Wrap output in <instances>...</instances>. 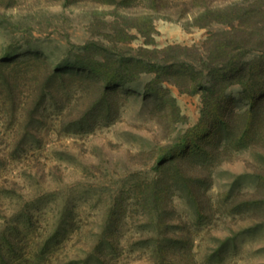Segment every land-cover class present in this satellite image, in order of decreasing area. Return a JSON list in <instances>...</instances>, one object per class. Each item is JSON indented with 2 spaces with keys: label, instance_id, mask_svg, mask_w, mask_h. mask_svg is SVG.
Wrapping results in <instances>:
<instances>
[{
  "label": "rangeland",
  "instance_id": "obj_1",
  "mask_svg": "<svg viewBox=\"0 0 264 264\" xmlns=\"http://www.w3.org/2000/svg\"><path fill=\"white\" fill-rule=\"evenodd\" d=\"M210 2L223 6L264 0ZM147 6L146 0L135 2L130 9L88 2L63 7L46 0H16L13 7L0 9V46L15 51L11 56L18 61H33L37 55L55 64L74 61L91 38L89 23H112L117 15L146 13ZM172 9L153 14L158 48L168 44L200 46L210 30L224 28L213 25L185 30ZM131 33L136 35L134 30ZM142 41L138 37L121 51L127 53ZM151 78L146 74L136 83L117 88L126 95L118 120L88 134L61 131L59 115L52 108L36 122L35 130L26 133L21 126L23 113H17L22 119H14L6 107L0 109V229L12 227L18 215L29 213L30 221L21 219L26 225L25 253L62 221H66L71 238L59 245V253L102 245L99 236L112 223L123 249L117 264H150L149 251L158 240L165 241V233L160 235L165 226L157 225V213L146 210V195L136 188L154 176L152 153L193 126L201 107L199 94H182L168 85V96L174 98L182 118L174 122L173 112L165 109L160 99L146 97L144 89ZM226 95L236 111L250 106L238 85L229 87ZM233 158L212 170V186L206 194L212 212L195 215L187 199L177 192L168 199L175 215L167 235L176 231L183 239L176 240L178 246H171L175 248L174 260L166 264H264V219L251 211L241 213L243 205L238 204L244 199L237 196L256 191L258 182L246 165V161H254L253 154L240 151Z\"/></svg>",
  "mask_w": 264,
  "mask_h": 264
},
{
  "label": "trees",
  "instance_id": "obj_2",
  "mask_svg": "<svg viewBox=\"0 0 264 264\" xmlns=\"http://www.w3.org/2000/svg\"><path fill=\"white\" fill-rule=\"evenodd\" d=\"M46 1L63 7L88 2L130 9L139 0ZM146 1V13L117 15L112 23H89L91 38L74 61L55 64L38 55L33 61H18L11 56L15 51L0 46V109L6 107L14 119H22L17 113H23L21 126L26 133L35 130L36 122L52 108L59 115L61 131L88 134L118 120L126 95L117 88L136 83L143 75L152 76L144 89L146 97L160 99L164 108L173 112L174 122L182 118L174 98L168 96V85L182 94H199L197 122L157 147L151 156L154 176L136 188L146 195V210L157 213V225L165 226L160 233H165V241L158 240L147 260L150 264H166L174 260L175 248L171 246H178L180 241L176 240L183 239L176 231L167 235L175 215L169 201L172 194L180 193L199 217L212 212L206 197L212 186V170L233 161L237 152H252L254 161H246V165L258 182L254 193H237L244 199L238 204L243 205L241 213L251 211L264 219V3L220 6L212 5L210 0H179L176 4L175 0ZM14 4L16 0H0V9ZM170 9L185 30L209 29L213 25L224 28L210 30L200 46L168 44L158 48L153 14ZM133 30L136 35L131 33ZM138 37L143 40L140 46L129 47L127 53L121 51L122 46ZM251 54L255 55L248 58ZM70 68L75 71L68 72ZM234 85L240 86L241 97L250 103L242 111H236L226 95ZM2 158L0 154V164ZM30 218L29 213H23L12 227L0 229V264H117L123 256L118 230L112 228V223L99 236L102 245L77 253H59V245L71 238L66 221L57 223L25 253L23 223ZM28 240L34 243V239Z\"/></svg>",
  "mask_w": 264,
  "mask_h": 264
}]
</instances>
